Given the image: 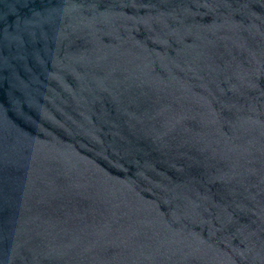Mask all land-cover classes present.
I'll list each match as a JSON object with an SVG mask.
<instances>
[{"label": "water", "instance_id": "obj_1", "mask_svg": "<svg viewBox=\"0 0 264 264\" xmlns=\"http://www.w3.org/2000/svg\"><path fill=\"white\" fill-rule=\"evenodd\" d=\"M0 264H264V0H0Z\"/></svg>", "mask_w": 264, "mask_h": 264}]
</instances>
